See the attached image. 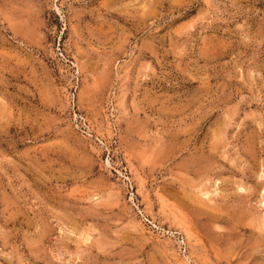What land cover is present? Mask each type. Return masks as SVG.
I'll return each mask as SVG.
<instances>
[{
	"label": "rangeland",
	"instance_id": "rangeland-1",
	"mask_svg": "<svg viewBox=\"0 0 264 264\" xmlns=\"http://www.w3.org/2000/svg\"><path fill=\"white\" fill-rule=\"evenodd\" d=\"M0 264H264V0H0Z\"/></svg>",
	"mask_w": 264,
	"mask_h": 264
},
{
	"label": "bare ground",
	"instance_id": "bare-ground-1",
	"mask_svg": "<svg viewBox=\"0 0 264 264\" xmlns=\"http://www.w3.org/2000/svg\"><path fill=\"white\" fill-rule=\"evenodd\" d=\"M217 185V184H216ZM217 188V187H216ZM210 192V191H209ZM218 192V191H217ZM207 193V192H206ZM206 193H203L205 196H206ZM210 193H212V192H210ZM210 193H208V194H210ZM214 193H216V191H214ZM217 195V194H216ZM203 196V195H202ZM205 196H203V197H205ZM210 196V195H209ZM218 196V195H217ZM206 198V197H205ZM211 198V197H210Z\"/></svg>",
	"mask_w": 264,
	"mask_h": 264
}]
</instances>
